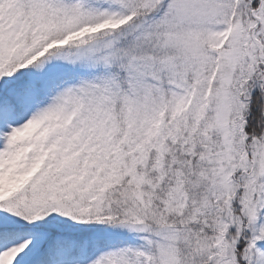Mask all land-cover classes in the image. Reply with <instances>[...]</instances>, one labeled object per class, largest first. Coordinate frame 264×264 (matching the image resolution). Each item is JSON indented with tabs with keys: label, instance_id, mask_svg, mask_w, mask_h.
<instances>
[{
	"label": "snow or ice",
	"instance_id": "snow-or-ice-1",
	"mask_svg": "<svg viewBox=\"0 0 264 264\" xmlns=\"http://www.w3.org/2000/svg\"><path fill=\"white\" fill-rule=\"evenodd\" d=\"M0 264H264V0H0Z\"/></svg>",
	"mask_w": 264,
	"mask_h": 264
}]
</instances>
